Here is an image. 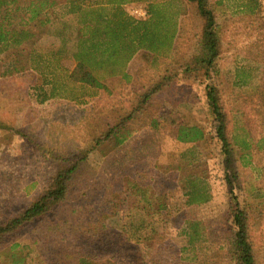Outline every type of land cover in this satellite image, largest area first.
I'll return each instance as SVG.
<instances>
[{
    "label": "rangeland",
    "instance_id": "obj_1",
    "mask_svg": "<svg viewBox=\"0 0 264 264\" xmlns=\"http://www.w3.org/2000/svg\"><path fill=\"white\" fill-rule=\"evenodd\" d=\"M51 1H54L52 9L44 18L49 17L52 21L45 27L35 26L37 47L31 66L22 57L10 59L9 53L0 54V123L12 126L8 132L0 130V167L5 170V176L0 175V219L5 214L21 212L42 192L53 174L48 160L34 153L17 129L23 127L35 134L46 148L66 153L60 157H67L70 150L86 147L95 137L105 135L115 123L133 111L147 90L165 82L144 109L136 113L134 120L126 123L133 133L132 138L118 148L105 142L102 154L92 153L73 183L70 199L50 217L29 225L22 232L21 241L27 246L25 253L29 252L34 264H61L63 261L71 264V260L63 255L66 250L73 251L72 247L78 242L92 240L97 248L101 247L97 239L102 234L98 237L94 229L103 232L106 241H111L98 252L97 257L102 256L103 261L115 257L112 261L117 264L140 261L147 264H230L225 257L223 222L230 219L232 203L213 156L216 153L215 140L208 135L206 141L180 143L174 137L173 125H166L159 132L148 126L159 112H169L188 125H197L206 133H212L203 71H185L186 65H194L192 57L197 53L198 18L186 5L183 6L187 11L179 18L181 32L175 41V51L149 54L139 50L127 65V77L120 74L104 79L111 92L103 94L97 88L69 80L68 72L76 63L70 57L74 44L55 37V16L63 18L67 0ZM171 1L128 0L123 8L136 19H147L150 3ZM250 4L252 0H222L217 8L221 26L219 81L226 109L237 113L236 126L247 127L256 144L252 165L239 166L236 192H240L239 187L243 188L250 205L254 206L248 208L252 238L259 264H264V198L254 200L253 192L248 190L258 189L264 194V10L259 5L253 17L245 16ZM58 49L63 53L59 60L55 58ZM252 69L257 74L252 86L235 87L233 82L243 74L249 76ZM38 86L45 88L50 98L42 101L44 94ZM230 127H233L232 123ZM190 150L201 158L207 156L212 163L206 169L212 198L192 205L185 203L182 191L175 181L169 180L172 177L167 178L173 166H182L186 162L181 154ZM33 181L35 184L30 185ZM133 183L152 196L161 192L171 205L180 209L175 215V224L168 226L164 240L152 250H145L151 253L148 256L138 254L139 248L134 243L124 244L118 234L107 229L115 231L121 225L127 226L130 215L139 204L144 206L139 212L147 217V221L159 218L149 216L144 210L147 204L135 197ZM240 202L244 205L242 195ZM74 207L78 209L77 213L71 212ZM187 219L201 221L208 231L204 235L207 240L202 239L200 243L207 249L198 257L197 263L185 258L181 251L188 243L182 234L188 225ZM33 240L38 244H33Z\"/></svg>",
    "mask_w": 264,
    "mask_h": 264
},
{
    "label": "trees",
    "instance_id": "obj_2",
    "mask_svg": "<svg viewBox=\"0 0 264 264\" xmlns=\"http://www.w3.org/2000/svg\"><path fill=\"white\" fill-rule=\"evenodd\" d=\"M126 1L128 0H67L63 18L55 16V37L57 36L64 43L73 41L74 44L70 57L76 63L68 72L69 80L97 88L103 94L110 93V86L104 79L120 74L127 77V65L139 50L142 49L149 54L152 52L170 54L171 51H175V41L181 32L179 18L187 11L183 6L186 5L191 9L200 21V33L196 43L197 53L192 57L194 65H186L185 71H203L206 80V102L213 122L212 133H206L197 125H188L179 116L169 112H159V115L150 120L148 126L152 131L159 132L160 129L166 128V125H173L174 137L180 143L206 141L208 135L215 140L216 153L213 156L217 160L215 163L219 165L221 178L226 183L232 203L230 219L226 218L223 222L225 257L230 264H259L248 210L249 207L254 206L250 205V199L246 197V191H242L243 188L239 187L240 192H236L239 166L252 165V153L256 144L247 127L236 126L237 113L235 111L230 113L226 109L221 94V81H219L221 26L218 22L217 8L222 0H172L163 4L150 3L147 19H136L129 15L123 8ZM53 4L54 1L51 0H0V54L9 53L10 59L22 57L26 62H30L29 66H31L37 47L35 26L39 24L45 27L52 21L49 17H44L52 9ZM259 5L257 0H252V4L247 6L245 16L253 17L258 12ZM66 15L68 17H65ZM27 47L30 49L28 50ZM62 54L61 49L56 50L55 58L59 60ZM256 75L253 70L249 76L243 74L242 78L236 79L233 84L235 87H251ZM164 83L160 82L154 89L147 90L133 111L115 123L105 135L95 137L86 147L70 150L67 157H60L66 153L56 152L51 147L46 148L38 141L35 134L23 127L17 129V133L31 145L32 151L48 160L53 174L47 179L42 192L21 212L5 214L0 219V247L3 248L0 250V259L3 256L0 264L35 263L33 258H29V252L25 253L27 246L21 241L22 232L29 225L38 224L50 217L60 205L70 199L73 183L78 179L92 153L102 154V145L105 142H108L112 148H118L132 138L133 133L126 123L134 120L136 113L144 109L153 94ZM38 90L44 94L42 101L50 98L45 88L38 86ZM231 123L233 127H230ZM10 128L11 125L0 123L1 131L8 132ZM181 157L186 162L182 166H173L167 178L171 176L169 180L175 181V185L185 196L186 204L192 205L210 200L212 193L209 176L206 173L207 167L212 164L209 158L207 156L201 158L192 150L182 153ZM0 175L5 176V170L1 167ZM35 182L30 185H34ZM37 182L39 184V181ZM135 188V197L147 204L144 210L149 216L153 218L159 216V218L155 221H147V217L139 212L144 206L139 204L130 215L131 221L127 226L121 225L115 231L108 227L107 229L114 235L118 234L124 244L134 243L139 248L138 254L148 256L151 253L145 250H152L164 240L168 226L175 224V215L179 214L180 209L175 204L171 205L161 192L155 193L156 197L155 195L153 197L137 186V183H133L132 189ZM248 190L253 192L252 199L264 198V194L258 189ZM240 195L243 196L244 205L240 202ZM79 210H82V205ZM71 212L77 213L78 209L74 207ZM185 222L188 225L182 230V234L187 237L188 243L181 248V251L187 256L185 258L195 260L194 262L197 263L198 257L207 249L200 243L208 231L206 225L199 220L187 219ZM93 232L94 234L96 232L98 237L102 234L97 241L101 243L100 248L105 249L107 243L111 241L109 239L106 241L103 232L94 229ZM91 241L78 242L72 247L73 251L66 250L63 257L70 259L71 264H117L112 261L116 259L115 257H109L105 261L102 256L97 257L100 248ZM32 243L38 244L36 240ZM187 251L189 252L186 254ZM51 260L48 261L53 262ZM61 264L66 262L63 261ZM136 264L147 263L140 261Z\"/></svg>",
    "mask_w": 264,
    "mask_h": 264
},
{
    "label": "built area",
    "instance_id": "obj_3",
    "mask_svg": "<svg viewBox=\"0 0 264 264\" xmlns=\"http://www.w3.org/2000/svg\"><path fill=\"white\" fill-rule=\"evenodd\" d=\"M260 6L262 7V9L264 10V0H258ZM146 12H144L143 14H145Z\"/></svg>",
    "mask_w": 264,
    "mask_h": 264
}]
</instances>
